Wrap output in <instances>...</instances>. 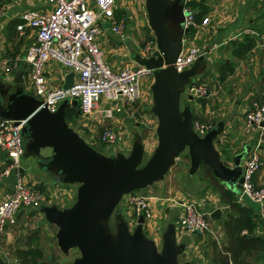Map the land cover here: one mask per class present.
Segmentation results:
<instances>
[{
	"label": "water",
	"instance_id": "obj_1",
	"mask_svg": "<svg viewBox=\"0 0 264 264\" xmlns=\"http://www.w3.org/2000/svg\"><path fill=\"white\" fill-rule=\"evenodd\" d=\"M146 9L156 34L157 49L149 56L136 52L134 57L137 63L154 70L151 111L158 119V143L142 166L145 153L142 136L134 139L129 153L119 151L108 156L69 124L66 110L70 104L77 105V99H65L56 111H51L41 106V100L26 87L22 70L16 71L13 87L0 75V118L25 121L24 155H33L43 169L53 171L54 182L79 184L73 205L60 208L53 203L40 208L46 219L58 226L56 237L60 248L66 252L73 248L81 251L73 264H192L179 260L185 247L184 243L177 242L179 217L163 232L160 250L155 239L144 230V215H140L136 227L130 228L119 206L125 194L163 179L185 149L191 157V173L206 163L227 187L240 191L243 186L241 166L237 162L238 165L231 167L223 161L214 142L223 123L211 126L200 136L194 130L190 105L180 107L181 94L188 90L187 84L193 83L207 61L202 55L184 71H178L174 65L182 49L183 36L190 30L185 27L184 0H146ZM105 21L110 27L108 19L102 24ZM74 76L75 72L70 71L62 86H71ZM44 147H52V154L45 155ZM19 170L23 171L24 167ZM241 198L254 209H260V203L246 193ZM211 215L219 218L221 210L214 209ZM110 217L114 218L113 230L109 223H101ZM0 264H9L1 254Z\"/></svg>",
	"mask_w": 264,
	"mask_h": 264
},
{
	"label": "built area",
	"instance_id": "obj_2",
	"mask_svg": "<svg viewBox=\"0 0 264 264\" xmlns=\"http://www.w3.org/2000/svg\"><path fill=\"white\" fill-rule=\"evenodd\" d=\"M36 7H27L22 10V22L18 29L24 30L30 26L35 31V40L29 46L25 59L29 63V72L26 87L32 91L51 111H56L65 99H77L79 106V119L85 123V118L97 113L101 120H110L116 113L129 114L134 122H141L139 115L144 116L142 103L144 95L141 89V78L154 73L152 68L145 64H124L114 67L105 58V51L98 36L103 34L105 27L102 19L110 21V29L124 37L128 29L129 17L117 16L118 0H35ZM51 5V7L49 6ZM200 9L184 0L185 27L190 30L183 36L182 49L174 63L178 71L190 68L196 60L207 56L209 50L200 45L194 37L190 41L189 33L200 30L212 21L209 14L198 17ZM5 14V5L0 6V20ZM244 34L257 37V47L264 51V32L254 27H244L233 38ZM157 45V42H156ZM157 48L148 43L145 46L150 55ZM20 57H9L4 60V71L10 75L18 66ZM51 61H58L75 72L74 82L69 87L62 85L51 86L46 75V66ZM32 84V87H31ZM188 92L194 97L206 94L207 86L203 83L193 82ZM106 103L101 106V101ZM96 116V115H95ZM94 116V117H95ZM98 120V118H95ZM24 120L17 122L14 119L0 118V149L8 156L5 173H15L16 178L12 192L6 197H0V235L5 232L8 225L18 220L22 209H34L42 206L44 196L37 187L30 186L24 180L20 171L25 147L22 127ZM88 126V125H87ZM211 124L196 119L194 130L204 136ZM125 126L104 124L99 140L104 144L119 143L124 140L122 131ZM244 130L249 135L256 133L255 147L246 158L243 170V186L239 198L246 193L254 201L260 203L258 210L261 217L259 233H264V182L256 183V174L264 166V153H262V137L264 136V93L253 98L245 115ZM132 147V145H131ZM131 149V148H130ZM130 201L133 210L127 212L130 228L136 227L141 214L145 223L153 218L151 196L139 192H130ZM183 214L179 217V225L190 232L205 234L208 231L215 233L210 210L199 206L196 201H182ZM129 211V209H128ZM144 223V224H145ZM218 234L220 231L218 230ZM221 243L223 237L216 236Z\"/></svg>",
	"mask_w": 264,
	"mask_h": 264
},
{
	"label": "crops",
	"instance_id": "obj_3",
	"mask_svg": "<svg viewBox=\"0 0 264 264\" xmlns=\"http://www.w3.org/2000/svg\"><path fill=\"white\" fill-rule=\"evenodd\" d=\"M7 1L8 2L0 0V3L2 5H5V14L0 20V37L4 39V42L5 41L7 42L6 48L5 47L2 48V45H0V50H1L0 75L3 77V80H5V83L8 86L11 85L13 87L16 86V82L14 80L16 76L15 75L16 71L22 70L25 79V84L27 85L28 72L30 66L28 61L25 59V55L27 53L29 46L35 40V31L30 26L25 27L24 30H20L18 29V27H15L14 28L15 34L11 36L12 31L10 30L9 25L12 23L13 20H18V19H21V21H19L18 24L21 23L22 18L20 15L22 10L24 9L23 7L26 5L35 4L34 3L35 0H29L26 3H22V0H7ZM237 4H236L237 6H235L234 8L230 7L229 8L230 10H226V12H223V9L220 8H216L213 11L208 10L210 12L207 11L206 14L211 15L212 21L209 25L203 27L204 29L202 28L203 31L205 32V35H203L202 38L198 40L201 42V45L205 46L206 49H208L209 51L216 47L223 48V54H225L226 56L225 57L226 62L228 64L232 62L235 66L234 72L228 77H240L241 81L243 80L245 82H249V84L251 85L250 88L248 89L249 93H246L244 95H247V97H250L251 95H261L264 93L263 91L264 90V51H262L259 47L255 46L254 49L247 55V57L243 59L237 58L232 54L235 45L234 43H232V40L235 39L233 37L240 31V28L242 29L243 27H256L257 29L261 27L259 28V30L264 32V25L262 24L264 23V0H239ZM207 9H211V7ZM117 11H119V14H117V16L127 15L129 17V21L131 22L132 20L131 12L127 13L126 9H121L119 7ZM104 20L106 19H102L101 21ZM103 26L106 29L103 33L104 36L101 40V43L104 46V49L107 53L108 60L115 67H121L124 65L125 62L129 63V61L131 62L134 61V63H137L134 56L135 53L138 51L133 52V47L137 49V44L133 36V32H134L133 24L132 23L128 24V29L124 37L114 33L109 28L108 22L105 21L103 23ZM198 40L196 39L197 42ZM4 54L5 55L11 54V56L9 57L12 58H15L17 56L20 57L18 66L14 69V71L10 75H7L4 71L5 64L3 62L5 59H7L6 57H4L5 56ZM206 58L207 61L205 68L203 70H200V72L194 77L193 82L196 81L198 76L200 77L204 74V72L208 67V64L213 59L210 56H206ZM202 65L203 63H201L199 67L201 68ZM257 67H259V69ZM70 71L71 69L65 67L63 64H61L58 61H51L46 66V75L49 78L51 86L63 85V83L65 82V78ZM190 85L191 83L187 84L188 90H189L188 86ZM188 90H186L188 98L183 106L181 105V97H182L181 94L180 97L181 109H184L185 106L190 105L193 115L194 113L198 115L197 119L206 121L210 123L212 126L220 122L223 123L222 131L219 133V135L214 140V142L218 144V147L217 146L216 147L220 151L221 159L223 161H226L231 167H235L236 165H238L237 162L239 163V165L242 168V173H241L242 176L246 158L253 151L255 147L256 139L258 138V135H256V133H251L248 135L244 130V115L248 107L241 109L240 107H238V103H237L235 104L237 109H235L234 106L228 107V106L220 105L219 103H215V101H212L211 98L210 99L205 98V101L203 102L202 100H200V98L204 96L196 95L197 97L195 96L191 98L189 96L190 93L188 92ZM193 101L196 102L194 103L195 106L192 105L191 103ZM239 101L240 99H237V102ZM118 116L122 118V114H119ZM107 122L109 123L112 121L108 120ZM234 128H236L238 132L239 129H241V131L244 130V132L242 131V134L244 133L245 135H243L242 138L240 139V136L242 134L239 133L237 135L232 134L233 132L232 130ZM142 140L145 144V151H146V143L151 144L152 145L151 147L155 145L153 135L144 138L142 137ZM262 140L263 143L261 149H262V153H264V136L262 137ZM52 150H53L52 147L42 148V152L45 155L52 154ZM7 164H8V156L4 151L0 149V197H6L12 192L16 178L15 173H5ZM21 167H24V170L22 171L23 174L27 173L30 176L29 177L30 179L28 178L29 180L28 182L32 183L36 181L35 185L36 186L40 185L42 189L46 187L49 182L55 184V186L51 188V191L55 195V200H54L55 203L60 208L71 206L77 200V192H76L74 196L75 198L74 202L70 204H66L67 202H62L63 203V205L61 204L62 206L58 204L59 202H61V200H63L62 199L63 196H68V197H64L65 199L67 198V200L69 196H72L73 194L72 189L69 190L68 188H66L64 189L62 194L61 192H58L59 191L58 183H63V182H54L53 179L55 173H53V171L43 169L42 165L40 163H37L36 158L33 155H27V156L24 155ZM190 168H189V173L192 175L199 169L198 168L193 173H191ZM178 174H179L178 177L182 178V176L185 173L184 171H180ZM256 182L258 184L264 182V166L256 174ZM221 183L227 187L226 183L223 182ZM208 184L209 183H207V185ZM189 186L193 187L194 189L191 188L188 189L187 188L188 186L187 187L182 186L177 188V190H175L176 192L173 193L172 191V194H163L162 196L151 195V198L153 199L155 198L160 200L166 199L170 204L169 206L176 207V212L172 216L167 217L166 215V217L163 219L162 224L160 226L164 225L165 226L164 229L167 228L168 224L172 220H174L177 217H180L181 210H183L182 201H186V200L194 201L193 197H195L198 200V202L200 201L203 202L204 203L203 208L208 210L206 205L210 203V199L212 198L211 196L213 195L214 192L208 191L206 192V195H204L203 193L205 192H202V190H205L206 186L201 188L200 190V188H197L195 186L194 181H189ZM54 187L56 188V190H54ZM172 187L173 185H170L169 192H171ZM209 188H212V185L209 186ZM238 191L239 190H236V192L240 194V191L239 192ZM215 193H216L215 194L216 197L222 201L223 207L222 206L220 207L221 210L220 217L219 218L211 217V219L213 220L216 229L220 231L219 236L221 235L222 237H224V232L222 230V219L225 218L228 212L227 209L229 208V204L222 199L221 193L218 190H216ZM203 195L205 197H202ZM241 201L245 202L243 199ZM43 204H46V202H44ZM119 206L122 207V211H124L126 215L127 212L129 213L128 207L126 206L125 203L122 202V200L119 203ZM213 210L214 209H210V211ZM168 211H170V207L168 208L167 212ZM46 224L48 223L46 222ZM176 228H177L178 244L184 243L185 245L183 252L179 255V260H180V256L185 257L183 261L180 260L181 262L191 261L192 264L213 263L214 261L213 248L211 245V241L209 242V240L205 238V234L204 235L199 234L195 236L190 232L179 231L178 221H176ZM2 235L3 236L6 235V239L9 242L13 240V237H15V234L7 227L5 232L0 235V246L2 245L1 244L3 238ZM191 252H194L193 257H190ZM0 254L2 255V253ZM256 264H264V263L262 260H260Z\"/></svg>",
	"mask_w": 264,
	"mask_h": 264
},
{
	"label": "rangeland",
	"instance_id": "obj_4",
	"mask_svg": "<svg viewBox=\"0 0 264 264\" xmlns=\"http://www.w3.org/2000/svg\"><path fill=\"white\" fill-rule=\"evenodd\" d=\"M6 1L7 0H2ZM29 0H22V3H26ZM236 1V2H235ZM239 0H205V6L207 9L210 11H213L216 8L223 9V12H226V10H230L229 8L232 7L234 8L235 6L239 5L237 4ZM260 2V1H259ZM35 4L36 1H34ZM241 3V2H239ZM1 4V3H0ZM35 4L31 5H22L24 6L23 8L27 7H36ZM208 4V6H207ZM237 4V5H236ZM2 5V4H1ZM0 5V6H1ZM51 7V5H49ZM117 7L121 9H126L127 13L131 12L132 20L131 22L129 21L128 24H133L134 26V32L133 36L135 39V42L137 44V49L133 47V52L138 51L141 53L143 56H149L151 51H148L149 53L146 52L145 46L148 43H151L152 46H157L156 45V34L154 30L151 28L150 23H149V17H148V12L146 9V0H118L117 2ZM227 7V8H226ZM226 8V9H225ZM231 8V9H232ZM208 11V12H210ZM262 23V22H260ZM264 25V23H262ZM261 25V24H260ZM261 28V27H259ZM263 28V27H262ZM204 29V28H203ZM203 29H198V30H192L189 33L190 36V41H192V37H194V40L201 39L203 35H205V32ZM241 30V28H240ZM104 34H101L98 36V39L101 41L103 38ZM199 44L201 45V42L198 40ZM0 45H2V48L7 47V42H4V39L0 37ZM134 46V45H133ZM103 49L104 46L102 45ZM157 49V48H156ZM105 51V49H104ZM1 52V50H0ZM13 54V53H11ZM11 54H7L4 57L8 58L11 56ZM207 56L212 57L213 59L210 61V65L208 64V67L204 74L202 76H198L196 80L201 81L200 83H203V85L207 86V93L202 95L205 98H211L212 101H215V103H219L220 105L224 106H234L235 109H237L236 105L238 103V107L241 109L245 107H249L251 101L253 100L254 97L258 95H251L250 97H247V95H244L246 93H249L248 89L250 88L249 82L241 81L240 77H228L226 81H222L220 79V70L222 63L225 61V54H223V48L221 47H216L211 49ZM105 58L108 60L107 53L105 51ZM4 59V58H3ZM2 59V60H3ZM109 61V60H108ZM110 62V61H109ZM4 63V62H3ZM110 64L114 66L111 62ZM124 64H134V61L129 63L125 62ZM115 67V66H114ZM259 69V67H257ZM155 76L154 73L151 75H147L141 78V89L143 91L144 95V102L142 103V110L140 112L144 113V116L139 115L138 118L139 120L141 119V122H134L133 119L129 117V114L123 113L122 118L118 116V113L111 118V121L114 125H124L125 128L122 131L124 134V140L119 143H114V144H104L99 140L100 132L102 130V127L104 124H110L108 123L107 119L106 120H101V118L97 115V113H94L92 116L89 115L85 119V123L77 118L76 120H73L69 122V124L75 128L84 138L89 142L91 145H93L95 148H97L99 151L102 153L110 156L111 154L117 153L119 151H123L126 153H129L131 145L133 144V141L136 137L142 136L148 137L150 135L154 136V141L155 145L151 147V144L146 143V151L144 153V158L140 164V166L146 164L152 153L154 152V149L157 146L158 143V137H157V124H158V119L155 114L152 113L151 107L153 105V96H152V91H151V84L154 81ZM49 85H51L49 78L47 77ZM32 87V84H31ZM189 87V86H188ZM264 91V90H263ZM197 97V96H196ZM187 92L182 93L181 97V105L183 106L184 103L187 101ZM237 99H240L239 102H237ZM106 103V100L103 99L101 101V106H103ZM192 105L195 106L194 103L195 101L191 102ZM198 105V103H197ZM96 115V116H95ZM95 116V117H94ZM95 118H98L95 119ZM122 120V121H121ZM88 125V126H87ZM232 134L237 135L242 134L241 129H239V132L237 131L236 128L232 130ZM245 135L244 133L240 136V139L242 136ZM146 141V139H145ZM216 146L218 147V144L215 143ZM151 147V148H150ZM187 153H189L188 149H185L182 151L179 155V157L176 159L175 164L169 169L165 177L157 182H154L152 185H149L145 188L141 189H136L134 192H139V193H144L145 195L149 196H162L163 194H172L176 192L177 188L185 186L188 189H194L193 187L189 186V181H194L195 186L197 188H203L206 186L205 190H202L204 195H206V192H214L213 195L211 196L212 198L210 199V203L206 205L208 210L210 209H220V207H223V203L220 199L216 197L215 191L217 190L214 186L212 188H209L210 181L206 176L205 172V167L200 166L199 169L192 175L189 173V168L191 165V159H190V154L189 157L187 156ZM180 171H184V175L182 178L178 177V173ZM24 175V180L29 183L30 186L37 187L44 196L43 203L46 202V204H53L55 203V195L52 193L51 188L55 186L52 182H49L48 185L42 189V187L36 186L34 182H28V178L30 177L27 173L23 174ZM30 179V178H29ZM207 183H209L207 185ZM58 192L64 191V189L68 188L69 190L72 189V196H69L68 200L67 198L65 199L64 197L68 196H63L61 202H59V205H63L62 202H67L66 204H70L74 202L75 198V193L77 192L78 188V183H58ZM73 185V186H72ZM170 185H173L171 192H169ZM194 186V185H192ZM50 187V188H49ZM190 189V190H191ZM54 190L56 188L54 187ZM55 193V192H54ZM201 193V192H200ZM202 197H205V196ZM62 196V195H61ZM198 197V196H197ZM194 198V201H196L199 206L203 207L204 203L203 202H198V200ZM202 200V199H199ZM122 202L126 204V206L129 209V212L131 214L133 208V204L130 201V196L129 194H125L122 198ZM150 202L152 203V208H153V218L148 220L144 224V230L150 236L151 238L155 239L156 243L158 244L159 249H162L163 246V239H162V233L164 232V225L160 226L162 224L163 219L169 216H172L176 212V207L169 206V202L164 199H150ZM243 202V201H242ZM42 203V205H43ZM245 203V202H244ZM61 205V206H62ZM170 207V211L167 212L168 208ZM41 207L39 208H34V209H22L19 213L18 220L15 223V225H8V228L15 234V237H13L12 241H7L6 235H2V245L0 246V253H2V256L5 258V260L9 264H17V258L15 256L14 250L19 247H26L28 244H30V237L33 234H37L35 231L38 232L39 239H40V245L44 250V255L45 259L51 261L54 264H73L74 260L81 256V251L78 248H73L70 249L68 252L64 251L63 249L60 248L58 242H57V237L56 233L58 231V226L50 223L46 217L45 214L40 210ZM183 214V210H181L180 216ZM46 221L48 224H46ZM210 222L213 223V220L210 219ZM102 224H108L111 225V230L114 229V218L110 217V219L101 222ZM214 226V223H213ZM178 228L179 231H186L190 232L188 230H185L179 225L178 221ZM215 229V226H214ZM193 235H199V233L195 232H190ZM204 235V234H203ZM218 234V230L215 229V233L208 231L205 233V238H207L210 241L212 239H216V236ZM221 243H218L219 245H222ZM194 256V252L190 253V257ZM185 257L180 256V260L183 261Z\"/></svg>",
	"mask_w": 264,
	"mask_h": 264
},
{
	"label": "trees",
	"instance_id": "obj_5",
	"mask_svg": "<svg viewBox=\"0 0 264 264\" xmlns=\"http://www.w3.org/2000/svg\"><path fill=\"white\" fill-rule=\"evenodd\" d=\"M204 3L205 0H190V4L200 9L198 13L199 18H202L208 11ZM117 14H119V11H117ZM19 21L21 19L13 20L9 25L12 31L11 36L15 34L14 28L17 27ZM232 43L235 44L232 51L233 56L243 59L257 45V37L252 34H244L241 37L233 39ZM234 69V64L232 62L228 64L225 60L221 66L220 79L225 81L234 72ZM195 82L200 83L201 81L196 80ZM200 100L204 102L205 97H201ZM78 117L79 106L68 105L66 110L68 122L76 120ZM197 117L198 115L194 113V120ZM187 156L189 157V153H187ZM201 166L206 168L205 172L210 185L214 186L221 193L222 199L229 204L228 212L225 218L222 219L223 243L219 245L216 239L211 241L214 252L212 264H256L260 260L264 263V233L258 232L261 222L260 213L258 210L242 202L235 190L223 185L214 175L210 166L206 163H202ZM35 232L37 234L31 235L28 246H19L14 250L17 264H54L45 259L38 232Z\"/></svg>",
	"mask_w": 264,
	"mask_h": 264
}]
</instances>
